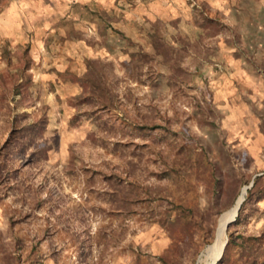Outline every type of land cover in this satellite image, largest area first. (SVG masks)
Here are the masks:
<instances>
[{"label": "rangeland", "instance_id": "obj_1", "mask_svg": "<svg viewBox=\"0 0 264 264\" xmlns=\"http://www.w3.org/2000/svg\"><path fill=\"white\" fill-rule=\"evenodd\" d=\"M27 123L0 178V264H196L264 175V0H0V152ZM228 233L219 264H264V200Z\"/></svg>", "mask_w": 264, "mask_h": 264}, {"label": "trees", "instance_id": "obj_2", "mask_svg": "<svg viewBox=\"0 0 264 264\" xmlns=\"http://www.w3.org/2000/svg\"><path fill=\"white\" fill-rule=\"evenodd\" d=\"M149 41H150V47L152 50V54L155 57L163 59V61L166 64H168L170 69H174L176 66L178 67L177 60L170 57V52H171L170 48H168L163 42H161L155 34H150ZM130 57L133 60L135 56L132 54L130 55ZM172 60H173V63H172ZM87 82L91 88L90 95L94 96L96 94L95 92L96 89H98L100 93L103 92V87H102L103 85L100 79H97L96 77H92L91 79L88 77ZM93 84H95L96 87ZM98 99H99L98 108H101L100 110L108 108L109 104L111 105V100L107 93L106 94L103 93V95ZM35 128H36L35 124L27 123L23 127L16 129L14 133L12 134V136L10 137V139L2 147L1 152H0V178L1 177L4 178V176L6 175L4 170L6 171L7 154H9V152L13 148H17L18 146H24L23 140H25L27 135L33 132ZM263 176L264 175L260 177H256L253 180V186L249 190H247L246 200L243 202L242 206L240 207L237 220L239 219V216L241 212L243 211V209L245 208V206L249 202H251L253 199L255 201L264 200V186H262ZM139 196H140L139 193L136 190H134V188L132 187V184H129L128 186L123 187L121 191L116 190L114 192L113 200L111 202L114 205H117L118 206L117 208H121L125 212H131L132 207L138 204ZM229 227L230 225L228 226V229ZM228 237L230 238V240L228 241L226 247L231 243V241L233 242V238L231 234L228 233ZM238 238H241V237H238ZM244 241H241L240 245L243 246ZM81 244L84 245L85 242L81 241ZM243 247L246 248L245 243ZM219 263L220 262H218L217 264Z\"/></svg>", "mask_w": 264, "mask_h": 264}, {"label": "bare ground", "instance_id": "obj_3", "mask_svg": "<svg viewBox=\"0 0 264 264\" xmlns=\"http://www.w3.org/2000/svg\"><path fill=\"white\" fill-rule=\"evenodd\" d=\"M246 196V190H243L242 195L239 197L235 206L225 213L219 222L217 231V241L208 251L209 255L203 258L199 264H215L221 256L224 255V246L227 241V228L229 224L233 223L237 219L239 208L242 206Z\"/></svg>", "mask_w": 264, "mask_h": 264}, {"label": "water", "instance_id": "obj_4", "mask_svg": "<svg viewBox=\"0 0 264 264\" xmlns=\"http://www.w3.org/2000/svg\"><path fill=\"white\" fill-rule=\"evenodd\" d=\"M262 175H263V174H260V175H258V176H262ZM252 186H253V182H251V183L249 184V187H246L245 190L247 191V190L250 189ZM239 210H240V208H239ZM235 221H236V220H234L233 223H234ZM233 223H231V224H233ZM231 224H229V225H231ZM227 229H228V228H227ZM226 245H227V241H226V243H225L224 250H225ZM209 247H210V246H208V247H207V248H206V249L200 254V256H199V258H198L196 264H199V263L202 261L203 258H206V257L209 255V251H208V250H209ZM222 257H223V256L220 257V259L218 260V262L221 261ZM215 264H217V262H216Z\"/></svg>", "mask_w": 264, "mask_h": 264}]
</instances>
